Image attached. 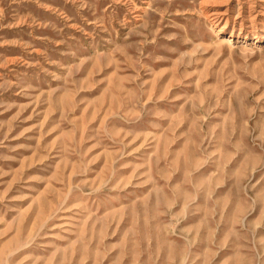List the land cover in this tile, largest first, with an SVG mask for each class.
<instances>
[{"label": "rangeland", "instance_id": "obj_1", "mask_svg": "<svg viewBox=\"0 0 264 264\" xmlns=\"http://www.w3.org/2000/svg\"><path fill=\"white\" fill-rule=\"evenodd\" d=\"M0 264H264V0H0Z\"/></svg>", "mask_w": 264, "mask_h": 264}]
</instances>
